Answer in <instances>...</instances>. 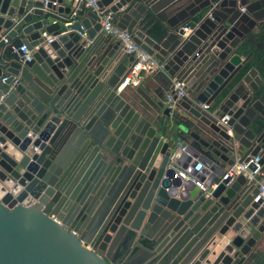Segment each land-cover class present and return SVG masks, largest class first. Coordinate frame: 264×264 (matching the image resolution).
<instances>
[{
  "label": "water",
  "instance_id": "1",
  "mask_svg": "<svg viewBox=\"0 0 264 264\" xmlns=\"http://www.w3.org/2000/svg\"><path fill=\"white\" fill-rule=\"evenodd\" d=\"M74 1L0 0V264H264V201L221 180L264 171L260 1ZM106 15L162 64L155 87L117 91L132 56Z\"/></svg>",
  "mask_w": 264,
  "mask_h": 264
},
{
  "label": "built area",
  "instance_id": "2",
  "mask_svg": "<svg viewBox=\"0 0 264 264\" xmlns=\"http://www.w3.org/2000/svg\"><path fill=\"white\" fill-rule=\"evenodd\" d=\"M77 5H82L83 8H90L93 11L97 10L96 7V0H77ZM101 29L102 32L105 35H109L113 40L118 41L119 47L121 52L130 54L132 56L131 64L128 69V73L123 80V83L119 85L117 88V91H120L123 86L127 82H132L133 85H137L139 82L143 80V74L147 73H155L160 74L162 71V64L159 63L156 59H154L152 56L147 54L145 51H143L139 46L133 43L132 41V35L125 29H120L112 24L111 18L109 15H106L101 20ZM184 31L190 32L192 29L190 27H185ZM53 37H47V42H50ZM20 51L22 53V62H28L31 60V52L24 49V47H20ZM6 78H3L2 81H4ZM17 81L15 80L12 82L11 88ZM172 95L176 96V99L182 98L185 96V88L184 83L182 81H175L173 83V87L171 89V92H167L164 95V103L165 105H169L172 100ZM3 96H0V102L2 100ZM207 105H202V109H207ZM228 120V117L225 116L222 118L223 124L226 123ZM248 160H244L241 163H236L227 168L221 176V180H225L227 178L233 179L234 177L238 175H242L243 178L247 183L253 184V186L256 187L257 193L253 199L254 202H257L259 199L264 201V172H263V165L259 162V157H247ZM174 177H178L183 181H186L187 178L184 173L177 172L173 175ZM196 185L199 188H202L199 183H196ZM214 185H212L211 188H213Z\"/></svg>",
  "mask_w": 264,
  "mask_h": 264
},
{
  "label": "flooded vegetation",
  "instance_id": "3",
  "mask_svg": "<svg viewBox=\"0 0 264 264\" xmlns=\"http://www.w3.org/2000/svg\"><path fill=\"white\" fill-rule=\"evenodd\" d=\"M259 1H260V7L258 8L255 15L259 19H264V0H259ZM240 11L243 13L245 12L244 8H241ZM255 42H256V45H255L254 49L250 50V51H252V54H253L252 58L259 56L264 51V31L259 35V37H257Z\"/></svg>",
  "mask_w": 264,
  "mask_h": 264
},
{
  "label": "crops",
  "instance_id": "4",
  "mask_svg": "<svg viewBox=\"0 0 264 264\" xmlns=\"http://www.w3.org/2000/svg\"><path fill=\"white\" fill-rule=\"evenodd\" d=\"M76 1H74V3L76 4ZM64 7H66V4H64ZM156 22H152L150 21L147 26H150L152 27L153 24H155ZM104 34V33H103ZM112 42H114L115 40H113L112 38H110ZM126 60V58H124ZM127 75V74H126ZM126 75L123 77L122 79V82L123 83V80L125 79ZM160 74H155V73H147V74H143V80L141 82H139L137 85H133L132 82H127L125 84V86H123V88H121V91L123 90H128L129 88H137L138 86H140L141 84H149L152 88L155 87L154 84L152 83V78H157ZM119 84V85H120ZM119 87V86H118ZM165 95V94H164ZM164 99V98H163ZM177 172H182V171H177ZM264 172V171H263ZM183 173V172H182Z\"/></svg>",
  "mask_w": 264,
  "mask_h": 264
},
{
  "label": "trees",
  "instance_id": "5",
  "mask_svg": "<svg viewBox=\"0 0 264 264\" xmlns=\"http://www.w3.org/2000/svg\"><path fill=\"white\" fill-rule=\"evenodd\" d=\"M155 26V24L152 25V27ZM153 35H156L157 37H159V31L158 29H154Z\"/></svg>",
  "mask_w": 264,
  "mask_h": 264
}]
</instances>
